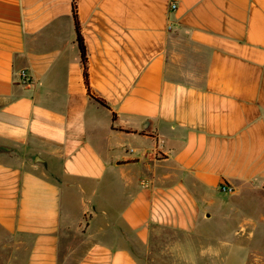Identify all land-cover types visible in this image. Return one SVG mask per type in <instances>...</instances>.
I'll use <instances>...</instances> for the list:
<instances>
[{
    "label": "crops",
    "instance_id": "crops-1",
    "mask_svg": "<svg viewBox=\"0 0 264 264\" xmlns=\"http://www.w3.org/2000/svg\"><path fill=\"white\" fill-rule=\"evenodd\" d=\"M211 226L264 239V0H0V264H152Z\"/></svg>",
    "mask_w": 264,
    "mask_h": 264
},
{
    "label": "rangeland",
    "instance_id": "rangeland-1",
    "mask_svg": "<svg viewBox=\"0 0 264 264\" xmlns=\"http://www.w3.org/2000/svg\"><path fill=\"white\" fill-rule=\"evenodd\" d=\"M261 230L262 232H264V227H262ZM216 231H217L216 228H214L213 226L201 228L197 233L199 235V238L197 235H183L171 230H164L159 232L157 236V244H158L157 249L154 251L155 253L153 255V258L155 259V263L152 264L166 263L165 258L160 259L159 257L164 255V251H166L169 248L168 246H170L171 241H173V246L176 243H180V242H183V245H185L184 243H187V245L191 247L193 252H196L198 242H199V247L204 246L206 252H210L216 248L217 250L222 251V253L223 252L225 253V251L230 252L231 257L227 261H219L220 264H264V258L263 259L250 258L247 261L245 260L246 257L249 258L252 255V253L256 250L261 251L262 255L264 256V239L261 240L260 244H256L257 239L255 237L254 238L252 237L253 235L252 227L248 228V238H236V239L234 238V240H232L230 244H227L228 245L227 247L219 242V236H221V233ZM250 232H252L251 235L252 238L249 237ZM200 249L201 248H199V251ZM198 263L199 262H197L195 258L192 260L188 259L184 261L183 260L177 261V264H198ZM212 263L213 261L206 262V264H212Z\"/></svg>",
    "mask_w": 264,
    "mask_h": 264
},
{
    "label": "trees",
    "instance_id": "trees-1",
    "mask_svg": "<svg viewBox=\"0 0 264 264\" xmlns=\"http://www.w3.org/2000/svg\"><path fill=\"white\" fill-rule=\"evenodd\" d=\"M73 14H74V17L76 18V9H75V7H73ZM76 30H77V43H78V46H79L81 62H82L83 69H84V79H85L86 83H88L87 51H86V47L84 45L83 38H82L81 33H80L79 24H78L77 20H76ZM98 101L102 105L107 106L104 101H102V100H98Z\"/></svg>",
    "mask_w": 264,
    "mask_h": 264
},
{
    "label": "built area",
    "instance_id": "built-area-1",
    "mask_svg": "<svg viewBox=\"0 0 264 264\" xmlns=\"http://www.w3.org/2000/svg\"><path fill=\"white\" fill-rule=\"evenodd\" d=\"M175 8H176V4H173V5H172V9H175ZM20 80H21V82H23V83H27V82H30L31 77H30V75H28V73H27L26 71H21V73H20ZM220 190H221L222 192H228V193H232V192L234 191L233 188L228 187V186H226V185H222V186L220 187Z\"/></svg>",
    "mask_w": 264,
    "mask_h": 264
}]
</instances>
